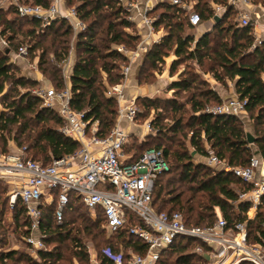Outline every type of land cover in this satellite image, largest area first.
<instances>
[{"label": "trees", "instance_id": "obj_1", "mask_svg": "<svg viewBox=\"0 0 264 264\" xmlns=\"http://www.w3.org/2000/svg\"><path fill=\"white\" fill-rule=\"evenodd\" d=\"M65 1L74 8L85 26L76 34L77 58L68 80L70 106L84 111L86 120H97L98 134L104 136L114 126L118 114L116 101L105 95V89L121 81L120 67L127 62L115 47L122 45L133 50L139 36L128 32L129 28H134V23L128 19V11L118 0ZM187 1L192 3L201 22L213 19V5L222 7L220 20L210 30L194 38L185 33L193 27L177 6L157 3L148 15L154 18L153 28H162L165 34L145 52L138 82L142 81L143 66L147 65L153 71L171 50L175 57L171 73L176 66L188 61L199 68L206 67L204 73H209L221 85H225L227 80L233 82L237 98L244 101V111L252 126L253 142L247 141L249 132L244 128L241 116L203 112L206 106L221 103V99L198 72L190 69L183 70L168 85L171 97H136L135 104L142 108L137 117L152 111L153 117L149 122L155 133L148 135L144 142H134L130 151L125 147V152L136 158L147 149L162 150L168 170L160 174L154 183L151 201L155 211L179 212L188 226L210 225L216 220L218 211L227 224L232 225L247 219L249 203L236 201L238 192L247 191L250 186L230 172L210 168L203 161L194 162L193 153L205 159L208 155L205 146H208L230 166H245L255 155L253 146L258 157L264 158V39L255 44L253 26L233 22L237 12L227 0ZM252 1L264 6V0ZM17 3L47 8L50 0H17ZM0 26V36L5 38L6 45L0 50L2 151L7 152L6 134L14 132L13 140L17 147H24L25 153L32 151L33 160L48 165L52 159L75 152L78 144L59 132L61 118L56 111L45 107L41 98L32 94L36 80L17 75L18 67L9 55L20 47L17 37H27L32 41L29 47L26 46L27 56L40 49L38 70L47 74L56 87L63 89L65 82L57 64L67 56L72 29L63 18H57L41 28L38 20L19 15L14 4L0 8ZM47 37L48 46L43 44ZM49 53L53 60L49 59ZM19 88L26 91L21 92ZM181 93L185 94L183 101L178 100ZM167 118H170V124L164 123ZM189 148L192 150L189 151ZM5 185L0 179V197ZM54 202L40 207V231L45 249L37 250L36 257L17 248L5 247L8 243L3 233L7 228H3L0 222L3 231L0 233V264H90L83 238L95 242L100 264H111L104 250L122 255L125 261L130 251L136 254L145 252V244L129 234L127 228L105 237L101 228L102 214L98 211L95 219H91L90 212L72 193L69 194L62 222L58 224L53 216ZM5 203L0 200V218L4 215V207L7 208L14 229L20 231L19 236L28 235L29 220L21 201L16 199L13 206L9 205L8 199ZM81 208L86 214L81 212ZM263 225L264 195L254 218L247 220V239L250 243L264 244ZM197 246L206 249L197 240L178 237L161 251L158 264L206 263V258L194 251ZM239 264L251 263L243 261Z\"/></svg>", "mask_w": 264, "mask_h": 264}, {"label": "built area", "instance_id": "obj_2", "mask_svg": "<svg viewBox=\"0 0 264 264\" xmlns=\"http://www.w3.org/2000/svg\"><path fill=\"white\" fill-rule=\"evenodd\" d=\"M126 11L134 6L131 0H118ZM149 1V0H148ZM157 3L175 5L187 17L191 27L196 28L201 19L187 0H153ZM236 7L239 4L248 5L250 0H227ZM17 13L21 16L35 19L41 27L48 26L53 20L63 18L68 21L72 31L77 34L85 26L78 19L74 8L62 7L61 0H54L47 8L39 5L15 3ZM214 16L220 15L223 8L214 5ZM151 5L145 6L141 20L148 30L154 32V18L148 16ZM131 20V17L128 16ZM238 24H251L246 12L238 15ZM157 41H159L157 39ZM262 39L256 38L255 44ZM156 43V42H155ZM145 45H137L130 50L122 45L116 46L117 52L126 57L122 64L121 81L112 86H106L105 95L114 98L118 104V114L114 126L107 135H99L97 120H86L85 112L74 110L70 106V89L68 83L60 91L52 87H40L33 93L42 99L43 105L56 111L61 118L59 132L75 141L78 149L43 165L25 155L22 147L17 153H0V179L11 187L8 202L13 206L19 199L24 206L29 220V234L21 237L23 242L31 247L36 256L37 250L45 249L40 231L41 205H50L54 200L53 216L60 224L69 202V194L78 197L87 210L95 218L97 212L102 214L101 228L106 237H111L127 228L128 233L139 238L146 246L143 254L128 253L125 261L120 254H112L104 250L111 264H158L161 251L166 249L174 239L188 237L200 242L201 246L194 251L206 258L207 264H264V244H253L247 239V220L255 214L261 198L264 195V173L262 158L253 155L245 166H230L225 160L219 159L210 149L205 158V165L210 168L230 172L242 183L250 186L247 191L237 194L238 202H248L249 209L246 221H237L228 225L217 212L216 220L207 226H188L184 224L179 212H157L154 210L151 195L155 180L168 170V164L161 149H147L136 158L125 152L129 134L120 126V121L134 123L140 109L135 99H127L123 93L131 62L138 56L139 50ZM27 47L20 46L15 57L25 58ZM65 62V61H64ZM67 63H64V68ZM70 74H67L69 79ZM204 113L213 115L232 114L241 116L244 111V101L236 98L219 104L206 106ZM147 131L154 133L150 122H145ZM133 220V221H132ZM135 221H138L136 223ZM89 252L90 264H100L96 253Z\"/></svg>", "mask_w": 264, "mask_h": 264}, {"label": "rangeland", "instance_id": "obj_3", "mask_svg": "<svg viewBox=\"0 0 264 264\" xmlns=\"http://www.w3.org/2000/svg\"><path fill=\"white\" fill-rule=\"evenodd\" d=\"M53 1L54 0H50V4ZM63 1L65 3V6L66 7L72 8V7H69L67 5V3H66L65 0H63ZM251 3L252 4H255V5H258V3H254L252 0H251ZM66 22L68 23L67 20H66ZM233 22H237L238 23V16L237 15H234L233 16ZM250 22H251V25L252 26L255 25V22H252L251 20H250ZM26 27H27V25H25L24 28H26ZM41 28H44V27H41ZM1 29H2V26H0V30ZM161 29L162 28H159V30H161ZM134 30H136L135 29V25H134V28H132V27L129 28L128 29V32H134ZM162 32L165 34V30L164 29H162ZM185 33L191 34L194 38H197L200 35L199 30H197L196 28L187 29L185 31ZM0 38L2 39V41L4 43V44H2V42H0V50H3L6 47L5 42H4V39L5 38L2 37V36H0ZM256 38L254 39V43H256ZM16 40H17V43H18V47L19 46H27V47H29L32 44V41H30L25 36H21L20 35V36L17 37ZM44 43L47 46L49 45V38L48 37L43 40V44ZM75 43H76V34L72 31L71 32V36L69 38V45H68L69 46L68 47L69 49H68V53H67L66 58L64 59L65 62L62 61V62H59L57 64V66L60 68V74H61V76H62V78H63V80H64L65 83H68L67 74H69V72H70V68H69L70 66L69 67L67 66V67L64 68V63L70 62L71 65L74 64V62H75V60L77 58V51L75 49ZM17 51H18V49L16 51H12L10 53L9 58L11 60H13V57L15 56V54L17 53ZM39 53H40V49H37L33 53H28V56H26L25 58L17 57L18 60H19L18 61L19 62V66L16 65L18 67L17 75L24 76V77L30 78L32 80L35 77H38L39 78V81H37L36 79H34V80H36L37 85L34 86V88H32V90H31L32 94H34L33 91H35L36 89H38L40 87H44V88H50V87H52L55 91H60L61 89L59 87H56L55 86V83L52 82L49 79V77H48L47 74H42L38 70V68H37V61H38V55H39ZM173 56H174V54H173V51L171 50L169 52V54L166 57H164L163 63H159L157 65L158 67L156 69H154L153 71H151L150 68L147 67V65H145V67L143 66V72H142V76L143 77L141 76L142 77L141 78L142 81L139 84V82H138L139 81V74L141 72L140 71V68L141 67H140L139 70H138V75H137V82H138V84L139 85H150L151 83H154L155 82V79L157 78L156 74L163 73L164 69L167 66V62H170V59ZM49 59L50 60H53V57H52L51 53H49ZM53 63L55 64V61H53ZM190 69L198 72L199 75L201 76V78H203L208 83V81L206 79L207 77L204 76L205 74H207V73H204V70L206 69V67L199 68L193 62H189V61L187 63L184 62V63L176 66L175 70L171 73V75L172 76H175L174 78H176V77H178V75L181 72H183V70H190ZM208 75L210 77H212L209 73H208ZM230 84H231V86H233V82L230 81V80H227L226 81V84L225 85H222V86H223L224 89H227L228 90ZM208 85H209V83H208ZM7 88H8V84L5 86V91L7 90ZM19 90L21 92H25L26 91V89H23V88H19ZM171 94H172V91L168 90L166 92V90L164 89V92L161 95H159V96L151 95L150 97H153V98L154 97L164 98V97H171L172 96ZM184 96H185V94L184 93H181L180 94V97L178 98V100L179 101H183L184 100ZM136 105H137V107L141 111L142 108L138 104H136ZM213 105H215V104H213ZM208 106H212V105H208ZM186 107L188 108V105H186ZM117 108H118V104H117ZM0 110H3V105L1 103H0ZM244 114H246V113H243L242 114L243 116L241 115V118H242L243 123H244V128H245V130L247 132H249L251 134L252 133V126L250 125V120L248 119V116L245 115V116H247V117H245ZM152 117H153V113H152V111H150V113L148 115L147 114L145 115L144 113H142V116L141 117L138 116L136 118V120H135L134 123H128L127 122L128 123V130L130 131V133H129V138H128V142L129 143H127L128 145L126 146V148L129 149V151H130V148H131V146L133 145L134 142H137V143L144 142V140H146L147 136L150 135V134H152L151 131H147V128L145 126V122L149 121ZM170 122H171L170 118H167V119L164 120V123L170 124ZM14 135H15L14 132L10 133L9 135L6 134V138L8 139L7 140V152H10L12 150L11 149L12 148V144L14 145V147H13L14 151L16 150V152H18L19 149H20L19 147L16 146V143L13 140ZM176 137L178 138L179 135L176 136ZM252 148H253V146H252ZM2 149L3 148H2V145L0 143V153H5V151H2ZM189 151H191L190 148H189ZM25 155L28 156V157H31L32 151H27L25 153ZM193 161L196 162V163L199 162V161L194 160V159H193ZM202 161L205 162V159L203 158ZM4 187H5L4 188V192L1 194V197H0L1 203L2 202L5 203L6 199H8V192H9L8 191V186L5 185ZM80 210H81V212L83 211L85 213V211L83 210V208H81ZM10 215L11 214H10L9 210L4 207V215L0 218L1 219L0 222H2L1 224H2L3 228L6 227L7 229L5 228L6 231L3 233V231L0 228V233H3L4 238H6V240H7V243L8 244H6L5 247L6 246H10V247H13V248L16 247L19 250H23L24 252L28 253L29 255H31L33 257H36V256H34L32 250H31V247L28 246L27 244H25L23 242L22 238L19 236V232L20 231L14 229V226L12 224L11 216ZM89 216H90L91 219H95V218H92V215L90 213H89ZM103 232H104V235L106 237V233H105L104 230H103ZM83 239H84L83 241L85 242L86 249L87 250H90L91 253H96V251H95L96 250L95 242L92 241V240H90L89 238H83ZM196 264H207V262L206 263H204V262L203 263L197 262Z\"/></svg>", "mask_w": 264, "mask_h": 264}, {"label": "crops", "instance_id": "obj_4", "mask_svg": "<svg viewBox=\"0 0 264 264\" xmlns=\"http://www.w3.org/2000/svg\"><path fill=\"white\" fill-rule=\"evenodd\" d=\"M15 3H17V0H0V8H6L9 5H13V4L15 5ZM133 3H134V6L129 11V16L131 17L130 21L132 23H134V25H135V29H136L134 31L135 34L139 36V41H138L137 45L141 44V45H145L146 47L144 49L139 50L138 56L130 64L131 65L130 70L128 72L126 82L124 83V86H123V93H124V96L127 99V101L130 99H136V97L145 96V95L147 97H150L151 95L159 96L164 92V89L167 92L168 91L167 90L168 85L172 81H174L178 78V77L174 78L175 76H172L171 72H170L171 63L175 58L173 56L174 58L172 57L170 59V62H167V66L164 69L163 73L156 74L157 78L155 79L154 83H151L150 85H139L138 84V82H137L138 70L141 67V64L144 60L145 52L155 42L156 43L159 42L161 40L162 36L164 35V33L162 32V29H161V30H157V31L154 30V32L152 34H148V30L141 20V13L143 12L145 6L151 5L153 8L156 5V3L153 0H149V1L148 0H133ZM61 6L64 8L66 7L63 0H61ZM234 9L237 12V14H236L237 16L239 15L240 12H246L248 14L250 20L252 22H255V25H253V34H254L255 38L260 37L261 39H264V6H261L260 4H258V5L252 4L250 1V3L248 5L239 4L236 7H234ZM213 24H214V21H213V19H211V20H208L205 22H201L196 27V29L199 30L200 35H201L204 32L210 30L212 28ZM157 39L159 41H157ZM0 42H2V44H4L1 38H0ZM11 61L19 66V62H18L19 60L17 57L14 56L13 60H11ZM67 66L68 67L70 66L69 67L70 68L69 74H70L73 65H71L70 62H67L65 67H67ZM204 76L207 77L206 79L209 83V87L218 94V96L221 99V102L236 98L234 88H233V86H231V84L229 86V89L227 90V89H224L220 83H218L212 77H210L208 75V73L205 74ZM34 79L39 81L38 77H35ZM68 85H69V81H68ZM245 115L246 114H244V116ZM245 117H247V116H245ZM250 125H251V122H250ZM120 126L125 131H127L128 134L130 133V131L128 130V123L126 121L121 120ZM13 147H14V145L12 144V148H11L12 150L10 152L11 153H17L16 150L14 151ZM205 147L208 148V146H205ZM252 149H253L255 156H258V152H257L256 148L253 147ZM193 159L197 160V161H202L203 157H201L200 155H197L196 153H193ZM262 172L264 173V158H262ZM10 190H11V187L8 186V191L10 192ZM256 212H257V210L255 211V214L250 216V219L254 218V216L256 215Z\"/></svg>", "mask_w": 264, "mask_h": 264}, {"label": "water", "instance_id": "obj_5", "mask_svg": "<svg viewBox=\"0 0 264 264\" xmlns=\"http://www.w3.org/2000/svg\"><path fill=\"white\" fill-rule=\"evenodd\" d=\"M221 16L220 15H215L213 17V21L214 23L218 22L220 20ZM5 53H8V50H5ZM247 141L248 143H252L253 142V137L250 133H247Z\"/></svg>", "mask_w": 264, "mask_h": 264}]
</instances>
